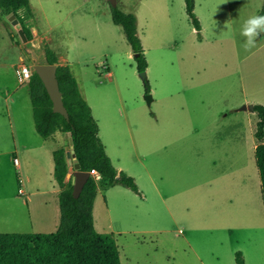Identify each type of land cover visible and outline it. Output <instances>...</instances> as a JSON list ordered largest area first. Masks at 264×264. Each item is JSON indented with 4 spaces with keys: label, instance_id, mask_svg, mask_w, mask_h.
I'll return each mask as SVG.
<instances>
[{
    "label": "rangeland",
    "instance_id": "1",
    "mask_svg": "<svg viewBox=\"0 0 264 264\" xmlns=\"http://www.w3.org/2000/svg\"><path fill=\"white\" fill-rule=\"evenodd\" d=\"M116 4L121 12L135 16L148 93L106 0H29L32 16L28 22L23 19L26 28H34L55 55L70 63L99 126L100 140L110 157L121 156L118 165L132 174L147 199L135 210L131 191L126 200L116 198L108 212L113 233L108 205L98 198L95 230L114 234L121 264H236V252L229 245L239 242L245 249L257 232L210 228V200L215 196V185L209 181L214 176L211 160L214 141L228 139L224 130H242L249 142L253 139L257 115L241 108L264 106V33L250 50L242 47L245 38L240 35L244 21L264 10V0H194L199 32L183 0ZM18 15L21 20L23 13ZM22 67L34 73L17 30L0 14V233H53L56 229L37 223L45 219L40 212L47 210V197L30 193L54 182L49 155L55 144L34 133V139L24 135L26 142L38 138L44 149L33 143V150L21 151L14 145L19 130L35 132L27 84L16 79ZM15 90L14 105L9 97ZM148 94L150 104L145 100ZM52 139L57 148L68 146L64 133ZM196 140L197 152L192 148ZM192 161L198 162L200 181L199 189L194 187L196 206L189 204ZM20 188L26 196L18 194ZM260 238L264 258V231Z\"/></svg>",
    "mask_w": 264,
    "mask_h": 264
},
{
    "label": "trees",
    "instance_id": "2",
    "mask_svg": "<svg viewBox=\"0 0 264 264\" xmlns=\"http://www.w3.org/2000/svg\"><path fill=\"white\" fill-rule=\"evenodd\" d=\"M185 11L193 28L199 32L200 24L194 10V0H183ZM111 20L120 26L133 53L137 71L147 65L136 31V19L117 7H110ZM23 13L21 20L18 13ZM264 10L259 14L263 15ZM14 13L28 39L31 33L23 19L32 16L29 0H0V14ZM49 64L56 66V78L68 120L52 111V103L43 83L34 72L28 81L32 118L36 133L43 139L53 138L60 132L71 133L73 150L80 171L90 175L78 198L72 195L71 179L65 182L68 164L65 148L53 150V178L60 189L58 194L59 224L53 233H0V264H121L113 233H99L93 223V202L97 189L105 190L121 185L139 194L134 179L118 172L105 154L91 109L79 92L77 82L68 66L58 64L57 57L44 45ZM149 92L147 81L144 82ZM258 121L254 133L259 142L254 150L255 165L260 178L261 198L264 205V106L254 105ZM68 140V136H67ZM92 171L95 174H92ZM235 263L244 264L240 252L235 253Z\"/></svg>",
    "mask_w": 264,
    "mask_h": 264
},
{
    "label": "crops",
    "instance_id": "3",
    "mask_svg": "<svg viewBox=\"0 0 264 264\" xmlns=\"http://www.w3.org/2000/svg\"><path fill=\"white\" fill-rule=\"evenodd\" d=\"M29 20L30 19H26L27 22ZM200 22L201 21H199V24ZM201 29L202 28L200 25V30ZM41 39H44L42 40L43 43L48 46L45 37H42ZM56 56L59 65L69 67L70 63L64 57H62L59 54H56ZM106 73L108 74V76L110 75L108 71H106ZM25 83L27 84L28 87V82ZM19 84H23V83H19ZM17 93H18L17 90H15L12 92V95L9 97L11 103L14 105L17 102V97H15V94ZM28 95H29V88H28ZM151 101H152V97H151ZM245 107L246 109L242 111L245 112L249 111L251 116L252 115L251 113H253V111L249 110L248 106ZM16 114L18 117L19 113L16 112ZM256 123H255V129H256ZM224 132L226 134H224L223 136L224 137L228 136L227 137L228 139L220 138L217 141L215 140L216 143L214 141V145H213L214 157L212 158L211 161H212L214 176L210 178L209 181H210V185L211 184L215 185V191H214L215 196L210 200V213H209V217L211 218L210 228L214 231L224 230L225 232L228 233H232L235 231L247 232V231L255 230V232H257V235L254 238V242H249V244H246L245 249H241L240 247L241 245L239 242L234 243L236 247H232L231 245H229V247H231V250H235V252L241 253L244 264H250V261L253 262V264H264V258L262 256V249H261V238H260V232L264 231V205L261 198L260 178L254 159V150L259 142L254 137L255 131H252L253 139L250 142L248 141V138L246 137L245 133L242 132V130H239V132H234V133L233 132L231 133L230 131L227 130H224ZM34 133H36V131L27 132L22 129L19 130V136H18L19 138L15 139L14 141L15 147H18V149H20L21 151L33 150L31 149L33 145L30 144L36 143V148H38V150L44 149L43 148L45 147L44 144H41L38 138H36L35 141H31L30 144L26 142L24 135L26 134L28 136L31 135L32 139H34L33 138ZM35 135L38 134L36 133ZM232 135H233V141L229 142ZM98 136H99V132H98ZM38 137L40 136L38 135ZM41 139L42 140L50 139L55 144V148H53L52 150L50 149L51 151L49 150L50 151L49 165L51 166L49 167L50 168L49 174L51 175V177H53L54 165L52 159V152L57 148V142H55L54 139L52 138H47V139L41 138ZM223 140H226V142H224ZM261 142L264 143V137L261 140ZM103 147L105 154L108 156V158L111 161V164L118 172L121 171L128 176L132 175L129 172H127V170L124 167L118 165L121 164L122 162L121 156L117 154L113 159L108 154L105 145H103ZM192 148L193 150L195 149L196 152L199 151L200 146L197 140L192 145ZM249 153L251 154L250 158H249ZM14 160H16V158H14ZM16 163L18 164V161ZM191 165H192V170L190 175L192 178L191 181L192 183L190 184V188L193 192V197H192V203L189 204L191 206H196L194 204V201L198 197V194L197 193L194 194L195 191L194 189L195 188L199 189L200 187V181L198 178V162L195 161V165H194V161H192ZM193 167H195V170L193 169ZM71 178L72 175L70 172H68L65 178V182H68ZM194 179H195V183H194ZM29 184H30V180H28V185ZM19 185L22 186V181H19ZM138 190L141 196L120 185H115L105 190L97 189L95 199L93 202L92 215H94V204L96 203L98 198H101V200L107 203L108 205L107 213H108L109 205L114 206V202L116 201V198L119 197V198H124L126 200L127 196L131 195L127 191H131L134 195L133 199L137 200L138 204L136 203V201H133L134 209L137 210L140 204L147 202V199L144 196V194L140 192L139 188ZM59 192L60 189L54 180L53 183L51 182L50 186L41 185V187L35 188V190L30 193L33 195L37 194V195H44L45 197H47L44 202V205L47 207V210L45 212H40L42 213L41 215L43 214L45 215V219L41 218V221L37 222L38 226H40L41 228L49 227L52 229H57L59 224V206H58ZM18 194L21 196H26L25 191L21 188L18 189ZM107 217H109V224L111 228L110 230H112V232L115 233V231H113L114 230L113 224L109 216V213Z\"/></svg>",
    "mask_w": 264,
    "mask_h": 264
},
{
    "label": "water",
    "instance_id": "4",
    "mask_svg": "<svg viewBox=\"0 0 264 264\" xmlns=\"http://www.w3.org/2000/svg\"><path fill=\"white\" fill-rule=\"evenodd\" d=\"M111 7H116V0H106ZM7 19L17 30L20 40L23 43V46L26 52L30 55V58L33 62V70L41 80L46 89V92L50 98L52 103V111L53 113L60 114L66 120H68V113L66 108L64 107L61 92L59 90L57 78H56V66L53 64H49L45 52V47L41 37L37 35L35 30L31 28L32 38L28 39L22 29L21 24L18 22L14 13H9L6 15ZM139 77L143 82L146 81V72H140ZM145 100L149 104L151 102V96L148 94L145 96ZM246 107L243 106L241 110H245ZM248 109L253 111V106H248ZM68 136V146L65 147V156L67 159V163L72 171V195L76 199L78 198L85 182L89 177L88 172L80 171V165L75 157V153L73 150V141L71 137V133H67Z\"/></svg>",
    "mask_w": 264,
    "mask_h": 264
},
{
    "label": "clouds",
    "instance_id": "5",
    "mask_svg": "<svg viewBox=\"0 0 264 264\" xmlns=\"http://www.w3.org/2000/svg\"><path fill=\"white\" fill-rule=\"evenodd\" d=\"M262 33H264V15H252L241 27L240 35L245 38L242 47L245 50L254 48Z\"/></svg>",
    "mask_w": 264,
    "mask_h": 264
},
{
    "label": "built area",
    "instance_id": "6",
    "mask_svg": "<svg viewBox=\"0 0 264 264\" xmlns=\"http://www.w3.org/2000/svg\"><path fill=\"white\" fill-rule=\"evenodd\" d=\"M15 74H16V79L18 80L19 83L28 82L31 75L29 70L25 67L16 70ZM14 162L16 163L17 161L14 160ZM92 173L95 174L94 171H92Z\"/></svg>",
    "mask_w": 264,
    "mask_h": 264
}]
</instances>
